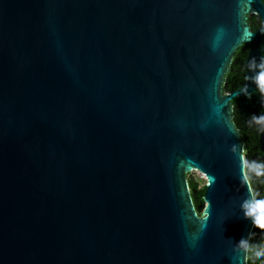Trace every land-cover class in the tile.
<instances>
[{"label":"water","instance_id":"1","mask_svg":"<svg viewBox=\"0 0 264 264\" xmlns=\"http://www.w3.org/2000/svg\"><path fill=\"white\" fill-rule=\"evenodd\" d=\"M252 7L264 21L260 0H0V264H246L229 100L252 71L222 87L264 37Z\"/></svg>","mask_w":264,"mask_h":264},{"label":"flooded vegetation","instance_id":"2","mask_svg":"<svg viewBox=\"0 0 264 264\" xmlns=\"http://www.w3.org/2000/svg\"><path fill=\"white\" fill-rule=\"evenodd\" d=\"M260 1L264 8V0ZM245 23L250 33H255L264 28L263 19L253 7L245 13ZM262 50H264V37L252 41H249L248 37L235 49L224 76L223 94L229 95L242 87L246 77V68H250L249 70L252 72H255V70L259 71V68L249 66V60L252 57H256L259 60ZM249 92L252 93L251 98L238 95L229 100L231 121L242 143L246 165L245 173L254 182L251 188L259 196H264V156L258 143L259 134L264 127V121L249 122L253 113H256L258 117L264 115V107L260 104V92L256 84ZM260 243L264 244V238ZM255 262L256 264H264V258H255Z\"/></svg>","mask_w":264,"mask_h":264},{"label":"clouds","instance_id":"3","mask_svg":"<svg viewBox=\"0 0 264 264\" xmlns=\"http://www.w3.org/2000/svg\"><path fill=\"white\" fill-rule=\"evenodd\" d=\"M261 33L264 34V30H262ZM249 66L259 68V71L252 72L251 77L256 87L259 89L260 104L264 107V50L261 51L259 60H257L256 57H252L249 60ZM242 93L248 98L252 96V93L247 91V86L242 89ZM233 103H235V101H233ZM251 121H264V115L258 117L256 113H253L251 114V120L249 122L251 123ZM239 208L244 219H250L252 225L264 228V196H259L257 193L249 194L240 200ZM205 217H207V213H205ZM251 235V232L242 235L233 245V250L236 252H243L248 260L258 257L264 258V244L250 242Z\"/></svg>","mask_w":264,"mask_h":264},{"label":"trees","instance_id":"4","mask_svg":"<svg viewBox=\"0 0 264 264\" xmlns=\"http://www.w3.org/2000/svg\"><path fill=\"white\" fill-rule=\"evenodd\" d=\"M246 176L247 179L249 180L250 185L253 186L254 182H252V180L249 178L247 174ZM188 183L190 190L195 191V193L192 194V198H193V204L196 207L198 204H200L202 200V193L204 191V186L199 188L198 183L195 182L192 178L188 179ZM253 193H255V191ZM251 233L252 235L250 236V242L260 243L264 238V228L253 226ZM246 264H256L255 259L248 260L246 258Z\"/></svg>","mask_w":264,"mask_h":264},{"label":"rangeland","instance_id":"5","mask_svg":"<svg viewBox=\"0 0 264 264\" xmlns=\"http://www.w3.org/2000/svg\"><path fill=\"white\" fill-rule=\"evenodd\" d=\"M191 177L195 182L198 183L199 188L204 186L205 180L203 179L202 175L197 171H192L186 175L187 180Z\"/></svg>","mask_w":264,"mask_h":264},{"label":"built area","instance_id":"6","mask_svg":"<svg viewBox=\"0 0 264 264\" xmlns=\"http://www.w3.org/2000/svg\"><path fill=\"white\" fill-rule=\"evenodd\" d=\"M203 177V176H202ZM203 179H204V177H203ZM205 180V179H204Z\"/></svg>","mask_w":264,"mask_h":264}]
</instances>
